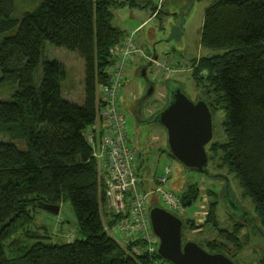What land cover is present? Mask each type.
Segmentation results:
<instances>
[{"label": "trees", "instance_id": "obj_1", "mask_svg": "<svg viewBox=\"0 0 264 264\" xmlns=\"http://www.w3.org/2000/svg\"><path fill=\"white\" fill-rule=\"evenodd\" d=\"M124 5L136 1L42 0L18 18L13 15L16 0H0V34H6L0 41V84L15 88L12 97L0 100V128L17 126L27 141L26 149L0 141V264H154L155 258L165 264L158 252L137 253L143 241L123 243L105 231L103 178L84 136L98 114L97 88L107 82L112 48L127 35L113 25L112 8ZM156 10L158 17L161 10ZM47 42L84 60L83 104L64 97L68 67L45 58ZM201 42L225 50L200 58L193 72L196 89L204 91L198 95L213 114L226 112L227 141L209 143V162L220 159L217 166H228L236 175L254 202L261 224L251 221L264 240V0H216L207 8ZM182 188L178 193L187 208L201 190L196 182ZM64 201L71 203L79 235L56 243L34 229L33 209ZM211 202L208 217L217 226L218 202ZM244 221L239 219L232 230L223 228L239 252L248 242L241 238ZM259 263L264 264V255Z\"/></svg>", "mask_w": 264, "mask_h": 264}, {"label": "rangeland", "instance_id": "obj_2", "mask_svg": "<svg viewBox=\"0 0 264 264\" xmlns=\"http://www.w3.org/2000/svg\"><path fill=\"white\" fill-rule=\"evenodd\" d=\"M41 1L16 0L14 17L22 18L25 12L34 10ZM135 1L136 6L124 5L112 8L114 24L129 31L131 26L133 28L137 27L140 21L150 17L154 10L161 5V14L150 19L146 26L137 33V38L141 41L139 42L144 55L149 54L154 57L157 55L168 65H171L174 70L171 78L182 84L189 97L196 101L199 92L204 94V91L202 88L196 89V79L193 74L196 68L195 65L204 56L225 53V50H214L205 47L201 42L205 10L216 0H184L185 3L179 7L177 6L182 3V0ZM4 35L6 34H0V41ZM119 45L120 43L117 46ZM45 58L47 60L58 59L67 65L68 76L63 82V95L70 101L83 104L85 64L82 57L77 53L47 42L45 44ZM148 64L149 62H142L139 69L144 65L148 66ZM139 69H135V67L129 69L126 88L120 98L122 110L126 116L130 140L141 155L142 166L138 171L139 177L149 181L157 175L161 176L169 168L172 174L167 183L168 188L181 193L183 191L182 187L187 182L198 183L201 190L199 198L188 205L183 215H180L182 218L187 219L184 228V240L196 241L210 251H223L224 249L227 254L232 255L238 264H260L259 259L264 255V240L255 233L254 229L249 231V228H247L249 233L246 229L241 233L242 239L248 240L249 237L252 241L250 244L248 240L245 249L241 252L238 251L235 242L228 240L223 233V228L233 229L236 220L242 216L243 212L261 224L252 198L246 194L240 181L234 173L230 172L228 166H217L220 159H217L216 162H209L208 166L211 174L207 175L203 172L191 171L171 157L166 129L160 124L149 123L155 113L161 111L167 105L168 88L166 80L162 78L157 80L156 70L152 68V65L148 66L147 78L155 84L154 95L148 97L146 96L148 82L146 78L142 77ZM202 74L206 79L208 72L203 71ZM1 78L2 72L0 69V81ZM14 91V86L0 84V100L9 99L13 96ZM142 99V108L139 116H137L132 113V110ZM218 101V105H221V101ZM225 117V110H216L213 118L214 137L212 142L224 143L227 141L224 126ZM0 141H14L21 148H27V141L17 126L10 130L7 126H2L0 128ZM208 150L211 151L210 146ZM214 174L220 176L216 179L213 177ZM147 186H152V183H147ZM225 186L229 189V193L226 194L228 198L223 197L220 193L222 187L223 192H225ZM211 190L216 193L209 195L208 192ZM154 197L155 201L152 205L158 203L164 207L160 197L157 194ZM211 201L218 202L216 208L217 226L208 217ZM232 204H236L237 208ZM33 214L35 216L34 229H37L41 236L50 237L52 242H69L79 235L77 217L70 201L62 203L59 215L51 214L41 208L33 209ZM30 229L32 232L34 231L33 228ZM223 243L226 244L225 248ZM159 245L158 241L157 246L159 247ZM165 264L172 263L165 260Z\"/></svg>", "mask_w": 264, "mask_h": 264}, {"label": "built area", "instance_id": "obj_3", "mask_svg": "<svg viewBox=\"0 0 264 264\" xmlns=\"http://www.w3.org/2000/svg\"><path fill=\"white\" fill-rule=\"evenodd\" d=\"M137 33L138 30H132L119 46L112 49V61L106 70L107 82L100 83L97 88L98 114L85 129L84 136L103 178L105 231L118 235L123 243L141 240L143 245L135 249L137 253L155 255L159 239L152 231L149 217L154 195L157 194L172 213L183 215L185 206L181 195L167 187L172 174L169 168L149 181L139 177L141 155L130 140L120 98L126 88L128 68L141 58L152 62L157 80L171 78L174 70L164 60L144 55ZM144 181L152 186L146 184L144 187ZM154 264L164 262L155 258Z\"/></svg>", "mask_w": 264, "mask_h": 264}, {"label": "water", "instance_id": "obj_4", "mask_svg": "<svg viewBox=\"0 0 264 264\" xmlns=\"http://www.w3.org/2000/svg\"><path fill=\"white\" fill-rule=\"evenodd\" d=\"M157 57V56H155ZM149 62L148 66H151ZM148 66L140 68L148 82L146 96L154 95L155 84L147 78ZM168 102L155 113L149 123L162 125L168 134L169 149L175 160L191 171L207 172L209 154L207 146L214 137V114L203 98L193 101L177 80H169ZM143 99L135 115L139 116ZM237 208L236 204H232ZM47 212L59 215L61 205L41 203ZM244 213V212H243ZM152 231L159 238L158 254L172 264H238L222 251L211 252L193 240H184L185 219L158 203L149 210Z\"/></svg>", "mask_w": 264, "mask_h": 264}, {"label": "flooded vegetation", "instance_id": "obj_5", "mask_svg": "<svg viewBox=\"0 0 264 264\" xmlns=\"http://www.w3.org/2000/svg\"><path fill=\"white\" fill-rule=\"evenodd\" d=\"M198 98H200V96L198 95L197 96V99ZM136 108H137V106H135L134 107V109L132 110V113L133 114H135V111H136ZM203 173H205V174H207V175H210L211 173H208V171L207 172H203ZM220 175L219 174H214V178H218ZM225 192H223L224 190H223V187L221 188V191H220V193L223 195V197H227L228 198V196H226V194L227 193H229V189H227V186H225ZM228 190V191H227ZM250 219V220H248V218ZM242 218H245V227L242 229V231L241 232H243L245 229H246V231H247V228H249V231H253V229H254V231H255V233L258 235V233H261V230L258 228V225H256L254 222H252L251 220H252V218L249 216V215H247V214H242V216L240 217V218H238V220H236V223L239 221V219H242ZM248 232V231H247ZM249 233V232H248ZM248 235V234H247ZM254 237H256V236H254ZM246 238V237H245ZM253 239V238H252ZM248 240H251L249 237H248Z\"/></svg>", "mask_w": 264, "mask_h": 264}, {"label": "crops", "instance_id": "obj_6", "mask_svg": "<svg viewBox=\"0 0 264 264\" xmlns=\"http://www.w3.org/2000/svg\"><path fill=\"white\" fill-rule=\"evenodd\" d=\"M185 3V1L184 0H182V3L180 4V5H178L177 7H179V6H181V5H183ZM136 6V5H135ZM208 8V7H207ZM207 8H206V10H205V12L207 11ZM158 10H161L162 11V7H161V5H159L158 6V8H157ZM158 10H156L157 12H158ZM157 17V16H156ZM152 18H155V15L154 14H152L150 17H148V18H146V19H143L142 21H140L139 22V25H137V27H130V29H129V31H132V30H138V32L144 27V26H146V24H147V22L150 20V19H152ZM113 25L115 26V27H117L118 29H120L121 31H124L125 33H128L129 31L128 30H125V28H123V27H120V26H116L115 24H114V22H113ZM126 25V24H125ZM140 41V40H139ZM141 42V41H140ZM156 55V54H155ZM157 56V55H156ZM143 62V60L141 59V60H139V61H137V62H135V63H133L129 68H128V70H127V73H128V71H129V69H133L134 67H135V69H139V67H140V64ZM140 70V69H139ZM127 75V74H126ZM84 93V92H83Z\"/></svg>", "mask_w": 264, "mask_h": 264}, {"label": "bare ground", "instance_id": "obj_7", "mask_svg": "<svg viewBox=\"0 0 264 264\" xmlns=\"http://www.w3.org/2000/svg\"><path fill=\"white\" fill-rule=\"evenodd\" d=\"M128 33H129V32H128ZM128 33H127V34H128ZM155 58L157 59V58H159V57H155ZM143 62H145V61L143 60ZM134 63H135V62H134ZM132 64H133V63H132ZM132 64H131V65H132ZM131 65H130V66H131ZM167 80H168V79H167ZM151 206H152V205H151ZM151 206H150V208H151ZM150 208H149V210H150ZM167 210H168V209H167ZM174 214H175V213H174ZM176 215H178V214H176ZM178 216H180V215H178ZM180 217H181V216H180ZM158 239H159V238H158ZM159 243H160V240H159Z\"/></svg>", "mask_w": 264, "mask_h": 264}]
</instances>
